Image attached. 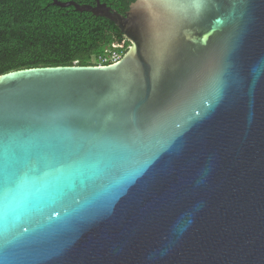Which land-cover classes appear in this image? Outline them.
Returning <instances> with one entry per match:
<instances>
[{
    "label": "water",
    "instance_id": "obj_1",
    "mask_svg": "<svg viewBox=\"0 0 264 264\" xmlns=\"http://www.w3.org/2000/svg\"><path fill=\"white\" fill-rule=\"evenodd\" d=\"M54 3L130 45L0 75V264H264V0Z\"/></svg>",
    "mask_w": 264,
    "mask_h": 264
},
{
    "label": "trees",
    "instance_id": "obj_2",
    "mask_svg": "<svg viewBox=\"0 0 264 264\" xmlns=\"http://www.w3.org/2000/svg\"><path fill=\"white\" fill-rule=\"evenodd\" d=\"M57 1L93 5L96 0ZM99 1L124 12L133 0ZM129 45L110 20L72 5L0 0V75L29 67L107 65Z\"/></svg>",
    "mask_w": 264,
    "mask_h": 264
},
{
    "label": "built area",
    "instance_id": "obj_3",
    "mask_svg": "<svg viewBox=\"0 0 264 264\" xmlns=\"http://www.w3.org/2000/svg\"><path fill=\"white\" fill-rule=\"evenodd\" d=\"M113 56V55H112ZM113 58V57H112ZM115 60V57L113 58ZM115 62V61H114Z\"/></svg>",
    "mask_w": 264,
    "mask_h": 264
}]
</instances>
